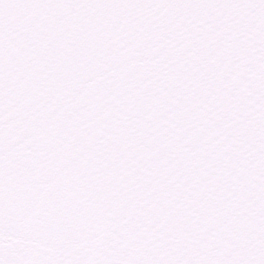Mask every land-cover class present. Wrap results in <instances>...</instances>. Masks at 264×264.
I'll use <instances>...</instances> for the list:
<instances>
[{"label": "snow or ice", "instance_id": "1", "mask_svg": "<svg viewBox=\"0 0 264 264\" xmlns=\"http://www.w3.org/2000/svg\"><path fill=\"white\" fill-rule=\"evenodd\" d=\"M0 264H264V0H0Z\"/></svg>", "mask_w": 264, "mask_h": 264}]
</instances>
